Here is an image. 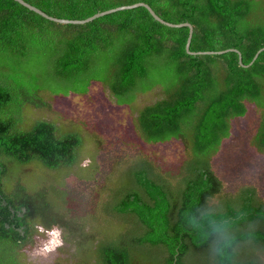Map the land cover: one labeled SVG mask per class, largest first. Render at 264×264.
<instances>
[{
    "label": "trees",
    "instance_id": "trees-1",
    "mask_svg": "<svg viewBox=\"0 0 264 264\" xmlns=\"http://www.w3.org/2000/svg\"><path fill=\"white\" fill-rule=\"evenodd\" d=\"M24 1L65 19L145 2L166 21L192 25L190 50L235 48L246 66L235 51L187 53L189 28L162 24L143 6L74 24L0 0V264H32L37 225L59 230L68 248L50 264H264V197L253 184L229 192L211 168L248 102L260 117L249 143L264 154V0ZM92 82L128 106L158 87L134 117L137 135L146 144L178 140L186 156L175 171L143 154L117 160L108 178L120 164L126 184L105 182V208L81 227L19 167L38 162L48 173L78 162L81 131L28 113L50 107L45 95H83Z\"/></svg>",
    "mask_w": 264,
    "mask_h": 264
},
{
    "label": "rangeland",
    "instance_id": "rangeland-1",
    "mask_svg": "<svg viewBox=\"0 0 264 264\" xmlns=\"http://www.w3.org/2000/svg\"><path fill=\"white\" fill-rule=\"evenodd\" d=\"M159 95L157 87L149 93L139 95L131 106L117 105L109 99L106 88L99 82H92L88 92L83 95H45L50 107L30 108L29 118L51 120L62 130L66 127L81 131L83 149L74 166L52 170L54 174L43 172L38 167V162L21 165L19 168L24 170L27 175L25 178L30 182L37 185L42 183L54 194L53 203L68 219L81 223V227L89 226L90 217L101 208L107 197L108 190H103V185L110 180V167L117 160L126 157L128 160V156L143 154L151 157L163 171H175L186 156L178 140L146 144L137 135L133 125L137 111L143 105L158 99ZM246 108L243 116L232 118L231 134L224 139L221 149L213 157L211 168L229 192L232 193L239 186L253 184L264 197V154L256 151L249 143L258 125L259 112L253 103H246ZM119 166L120 164L115 166L113 171L116 178L110 180L111 188L114 184L117 189L126 184L121 185L125 171H121ZM41 174L49 175L50 180L45 182ZM117 197L118 193L114 200ZM103 206L105 208V204ZM111 208L107 204V211ZM102 216L106 218V215ZM106 221L104 223L110 229H115L114 220L108 218ZM35 234L36 243L27 253L29 262L50 264L57 256L69 257L59 230L49 231L37 225ZM120 236L123 235L119 234L117 237ZM125 236L129 237L127 233Z\"/></svg>",
    "mask_w": 264,
    "mask_h": 264
},
{
    "label": "water",
    "instance_id": "water-1",
    "mask_svg": "<svg viewBox=\"0 0 264 264\" xmlns=\"http://www.w3.org/2000/svg\"><path fill=\"white\" fill-rule=\"evenodd\" d=\"M15 1H18L19 3L23 4L24 6L28 7L29 9L35 11L36 13L48 18L49 20H52V21H55V22H59V23H74V24L85 23V22L91 21V20H93L95 18H98L100 16H103V15H106V14H109V13H112V12H115V11L125 10V9H132V8H135V7L143 6L149 11V13L152 15V17L155 20H157L158 22H160L162 24H165V25L170 26V27L186 26V27L189 28L188 37H187L186 44H185V49H186L187 53H190V54H216V53L221 54V53H224V52H227V51H235V52H237V54L239 56V62L243 66H246L241 61V55H240L239 50L235 49V48H228V49L219 50V51H192V50H190L189 46H190L191 37H192V33L191 32L193 31L192 25L189 22L172 23V22L166 21V20L162 19L160 16H158V14L150 7V5H148L145 2H135V3H132V4L120 5V6H117V7H114V8H110V9H107V10H104V11L97 12V13H95V14L87 17V18H84V19H65V18H58V17H54V16H51V15H48L47 13L42 11L41 9L35 7L34 5H31L30 3H28V2H26L24 0H15ZM262 49L263 48L259 49L256 52V54L253 56V58L249 62V64H251L256 59L258 53Z\"/></svg>",
    "mask_w": 264,
    "mask_h": 264
}]
</instances>
